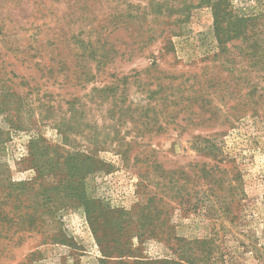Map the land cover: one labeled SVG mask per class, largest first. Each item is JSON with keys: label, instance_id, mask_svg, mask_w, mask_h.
Segmentation results:
<instances>
[{"label": "rangeland", "instance_id": "obj_1", "mask_svg": "<svg viewBox=\"0 0 264 264\" xmlns=\"http://www.w3.org/2000/svg\"><path fill=\"white\" fill-rule=\"evenodd\" d=\"M215 8L264 41V0H0V264H264V61Z\"/></svg>", "mask_w": 264, "mask_h": 264}, {"label": "trees", "instance_id": "obj_2", "mask_svg": "<svg viewBox=\"0 0 264 264\" xmlns=\"http://www.w3.org/2000/svg\"><path fill=\"white\" fill-rule=\"evenodd\" d=\"M224 13H221V10H217L215 8V32L217 40L220 43V46L222 47V53L227 50L226 42L231 39H242L244 42H248V46L250 50L256 51L253 54V58H256L257 56L260 58L258 63L261 64L264 61V41L257 39V36H246L244 32V27L242 25V22L244 19L237 18L235 29L232 30L233 26H227L226 28L223 26L225 23H228L226 17L230 16L231 13H229L227 10H222ZM231 20H229L228 25H230ZM225 31L227 35L225 36ZM232 33V34H229ZM232 35V36H231ZM233 37V38H232ZM225 39V41H223ZM263 41V42H262ZM260 52H263V54L258 55ZM264 70V69H263ZM262 96V95H261ZM90 203V202H89ZM88 203V200H84V204L87 206V208H90V205ZM183 204V201L180 202ZM85 206V207H86ZM93 219V218H92ZM168 228H171L168 226ZM184 241V245L180 248V251L178 252V256L176 259H164L159 262V264H196V261H210L212 259V248L211 239H195L191 242H186V240L180 239V242Z\"/></svg>", "mask_w": 264, "mask_h": 264}]
</instances>
